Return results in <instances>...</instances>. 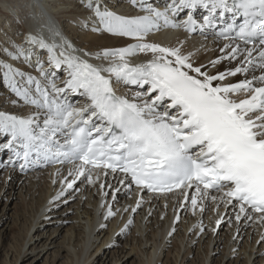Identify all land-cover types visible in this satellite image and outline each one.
Returning a JSON list of instances; mask_svg holds the SVG:
<instances>
[{"label": "snow or ice", "instance_id": "snow-or-ice-1", "mask_svg": "<svg viewBox=\"0 0 264 264\" xmlns=\"http://www.w3.org/2000/svg\"><path fill=\"white\" fill-rule=\"evenodd\" d=\"M130 2L141 3L147 14L126 17L102 10L98 3L85 6L103 26L93 31L130 37L137 43L78 55L67 40L57 46L29 36L30 44L47 53L46 61L30 65L38 77L0 59V74L18 98L10 103L22 101L35 109L23 117L0 111V134L10 137L0 143V151L11 149L26 164H73L68 175L84 177L89 183H94L91 169H102L104 175L109 170L123 173L129 178L128 187L135 184L153 193L193 189L197 195L184 193L193 211L205 197L227 198V204L239 208L237 221L242 215L252 220L255 213L257 222H264V0H169L163 11L142 0ZM198 6L208 8L203 20L209 26H214L217 11L221 17L232 14V23L220 32L230 42L221 48L223 56L210 61L212 67L225 59L235 61L227 71L210 75L202 70L207 66H195L192 54H184L180 47L146 41L154 30L178 26L170 14ZM237 17L243 22L237 24ZM195 24L190 11L186 30L193 31ZM0 52L13 60H31V53L20 46L14 52L6 48ZM138 53L151 57L132 64L129 58ZM92 56L107 61V66L90 62ZM52 69L67 73L63 86L57 84ZM237 76L244 78L222 83ZM120 84L144 91L129 99L117 95ZM69 93L87 103L80 107L69 103ZM17 144L22 151H16ZM74 184L75 179L67 188ZM114 215L109 206L107 216Z\"/></svg>", "mask_w": 264, "mask_h": 264}, {"label": "bare ground", "instance_id": "bare-ground-1", "mask_svg": "<svg viewBox=\"0 0 264 264\" xmlns=\"http://www.w3.org/2000/svg\"><path fill=\"white\" fill-rule=\"evenodd\" d=\"M102 1L104 3L110 2L109 6L113 7L110 11L122 16L135 17L147 14L143 11L141 3L133 5L130 0H0V49L6 48L9 52H14L17 46L23 47L31 53V60L29 63H25L23 57L19 60H13L2 52H0V59L11 64L14 68H18L25 73L38 77L39 72L35 67L30 65L34 64L37 60L46 61L47 53L37 45L30 44L27 38L29 36H35L37 38H42L46 42L47 39L51 40L57 26L63 28V35L69 38L67 41L76 50V54L78 55L85 51L95 54L105 49L122 48L129 44L137 43L136 40L130 37H118L107 32L92 30L94 27L102 28L103 26L98 23V19L95 17L93 10L90 11L85 4L91 2L98 3L101 6ZM164 1L165 0H142L143 3L157 7L162 11L165 8L164 6L169 2V0H166V2ZM138 9L140 10L138 11ZM39 23L42 24V28L37 30L36 26ZM160 23L162 24V22ZM146 41L158 43L166 47H180L184 54H192V62L195 66H207L206 69L202 70L208 71L210 75L227 71L236 63L235 61L229 63V61L225 59L215 67L210 65V61L223 56L220 50L225 44L230 42L218 40L215 36L210 38L202 36L201 34L187 36L182 31L163 26L159 30L151 32L147 36ZM150 57L151 54L145 55L138 53L135 57L129 58V60L132 64H139L146 62ZM89 59L90 62L96 65L107 66V61L97 60L94 56ZM45 67L47 68V65H45ZM51 71H55L56 76H58L57 73H61V70L52 69ZM66 78L67 73L63 71L62 77H56L57 84L63 86L62 81ZM243 78V76L229 77L222 83H233ZM3 84L6 85L8 83L4 81ZM118 86L116 89H119L117 91L120 93L117 95L126 96L129 99H132L135 93L144 91L142 88L136 86L123 84ZM73 98V94L69 93L67 101L69 99L68 102L77 107L87 103L86 99L82 96L76 99ZM17 99L18 98L14 94L8 95L4 99L0 98V111L21 117L27 116L29 113L35 111L33 107L25 105L22 101L15 105L10 103V101ZM2 135L3 134H0V143H6L9 138L3 140ZM1 140H3V142ZM11 151V149L0 151V165H3L0 166V215L9 201L14 197L15 188L19 186L21 188L18 191V197L21 198L25 208L28 209L31 214H29V222L25 225V228L22 229L23 235L19 237V245L16 247L13 246L14 258L11 261L6 259L4 264H18L19 259L26 254L29 249L31 251L36 248L35 245H32L35 243L38 236L30 234L31 230L39 224L38 222H40L41 218L43 219L47 216L51 207L61 204L63 201H66V199L71 198V195L62 198L65 194L61 195V193H63L61 189L63 185L66 186L68 182H72L74 179L75 183L78 182L80 185L79 198L73 203V206L77 204L76 208L78 209V204L81 202L80 196H85V198L82 202V209L79 215L72 219V223L69 225L70 227L65 230L63 249L59 255L60 257L66 258L67 264H92L94 260L93 255L99 248V245L94 247L95 250L93 248L95 242L99 238V233H97V231L100 230L104 224L108 223L109 217L107 216L108 210L106 209L109 208L110 204L112 210L115 208H118V210L114 219L108 223L110 227L105 237L101 239V244L107 242L115 230L119 228V225H123L128 217L132 215V219L136 221L135 226L139 231V236H136L138 247L142 246L143 236L145 238L144 243L151 240V251L146 250V259L141 262L143 264H151L155 258L159 259L164 238L167 236L168 232L172 230V223L176 214L181 211V209H184L182 211V213L184 212L182 216H185L182 218L179 225V230H181V227L182 230H184V234L180 236L181 245L186 231L193 227V229H195L194 234L200 232V234L204 235L206 233L209 235V238L205 242V248L207 249L206 254L209 253V247L212 245L213 241L220 239L219 236L223 234V231H220L219 234L217 233L219 229L216 230V221L224 217L228 218L229 215L234 212V215H232L235 216L233 217L235 218L234 222L229 223L225 227V232L228 230V237L223 245L224 257L231 256L234 253L235 245L237 242L241 241L240 239H242V237L243 245L241 248H244V264H249L251 262L254 247H256V253H261L264 250V239H262V237H264V222H257L259 215L252 213L254 219L249 220L242 215L241 219L237 221L236 215L239 213V208L238 206L233 207L227 204V198L224 200H211L205 197L199 200L198 206L192 214L191 211L193 208L190 201L184 199V193L186 192L184 190L168 195H146L140 192L139 189L128 187L127 181L123 184L120 183L119 175H103L98 169H94L91 173L93 181L97 180V183H89L84 177L76 179L74 176L70 177L68 175L69 171L73 170L75 165L45 167L44 170L37 168L27 169L26 165L21 169L19 165L14 163L17 158ZM1 153L4 155H1ZM9 161H11V163H9ZM20 174L25 175L20 176ZM101 184L104 185L103 188L100 187ZM117 189H119V191H117ZM105 193H107V195H105ZM213 194L217 197L222 195V193L218 192H213ZM189 195L192 196L197 194L194 190H191ZM113 197H115V199H113ZM127 197L130 200L127 201ZM102 201L104 202L99 209V205ZM137 201H141L139 207H137ZM125 205L127 206L125 207ZM133 208L136 210L133 211ZM200 208H203L204 211H200ZM155 210L160 211L162 217H165V219L160 223V226H157L155 229L156 231L154 230L147 233L145 230L146 232H144L146 226L142 228L140 225L142 224V218L145 214L149 213V211H151V214L155 213ZM122 211H124L122 217L116 225ZM20 218L23 219V216ZM17 223L18 222H16V224ZM11 227L12 226L0 229V248L4 240L3 238L11 232ZM252 230H254V233H252ZM158 233L159 239L157 240L156 237ZM233 236L235 237L234 242L228 244L229 239ZM214 237L216 238L214 239ZM258 239L262 241L259 242L260 244H257ZM28 244L30 245L26 249ZM41 245L44 247L45 243ZM248 245L249 252L247 253ZM91 248H93L94 252H92L93 250L91 251ZM137 248L131 247V250L137 251ZM139 250L143 255L144 251L141 249ZM117 262L118 260L115 257L112 258L110 264H117ZM202 264H205L204 258L202 259Z\"/></svg>", "mask_w": 264, "mask_h": 264}, {"label": "rangeland", "instance_id": "rangeland-1", "mask_svg": "<svg viewBox=\"0 0 264 264\" xmlns=\"http://www.w3.org/2000/svg\"><path fill=\"white\" fill-rule=\"evenodd\" d=\"M164 2H166V0ZM109 3L110 2L104 3L102 1V10L105 8L107 10H112L113 7L109 6ZM139 10L140 9H138V11ZM41 28L42 24L39 23L36 26V29L39 30ZM54 31L55 34L52 35L51 40L45 39L46 42L54 43L59 46L65 40H69L68 37H65L63 35V28H59L57 26V29H55ZM57 74L59 77H62L63 71ZM58 76L56 77L58 78ZM2 77L3 76L0 74V98L4 99L8 95H12L13 93L11 92L8 84H3L5 80ZM117 90L119 89H116L117 94H119L120 92ZM1 141L3 142V140ZM23 175L25 174H20V176ZM94 182L97 183V180H95ZM79 185L80 184L78 182L75 183L72 189H68L67 185L62 186V195L65 194L64 196H62V198H65L69 195H71V198L66 199V201H63V203L61 204L54 205L53 207H51V209H49V211L47 210V216L43 219L41 218L40 222H38L39 224L30 232V234L38 236L35 240V243L32 245H35L36 248L31 251L29 249L27 253L19 259L18 264H67L66 258L60 257L59 254L63 249L64 234L66 233L65 230L70 227L69 225L72 223V219L76 218L82 209V202L84 201L85 196H80L81 202L80 204H78V209L76 208L77 204L73 206V203L79 198ZM20 188V186L15 188L14 197L9 201L8 205L3 209V212L0 215V229L12 226L11 232L3 238L4 240L0 248V264H4L6 259L8 261H11L14 258L13 248L19 245V237L20 235H23L22 229L25 228V225H27L30 220V211L25 208V205L23 204L21 198L18 197V191ZM126 199L127 201L130 200L128 197ZM103 202L104 201H102L99 205V209L102 207ZM109 206H111V204ZM126 206L127 205H125V207ZM106 210H108V208ZM117 210L118 208H115L113 210L115 215L117 213ZM183 210L184 209H181V211L176 214L175 219L172 223V230L169 231L167 236L164 238L159 259L155 258L151 264H202L203 258L205 264H244V248H241V246L243 245V237L242 239H240L241 241L236 243L234 253L231 256L224 257L223 245L228 237V230L225 232V227L229 223L234 222L235 218L233 217L235 216H232L234 215V212L233 214L229 215L228 218L224 217L225 219L223 218L220 220V224L217 225L216 230L219 229V231L217 232L218 234L220 233V231H223L222 233L224 235L221 234L219 236L220 239L213 241L212 245L210 246L211 251L209 247V253L206 254L207 249L205 248V242L209 238V235H207L206 233L203 235L200 234V232L194 234L195 229H193V227L189 228L186 231L183 243L181 245L180 236L184 234V230H182V227L181 230H179V225L182 218L185 217L182 216L184 214V212L182 213ZM123 212L124 211L121 212L116 225L119 223ZM191 213L193 214V209ZM180 214L182 217L180 216ZM115 215L109 217L108 223L114 219ZM21 216H23V219L20 218ZM177 217H179V219H177ZM164 219L165 217H162L160 211L155 210V213L153 214H151V211H149V213L145 214V216L142 218V224L140 225L142 226V228L146 226L144 232L147 231V233H149L154 231L157 226H160V223ZM129 221H131V223H129ZM16 222L18 223L16 224ZM135 222L136 221L132 219V215L131 217H128L125 223H123V225H119V228L115 230L109 240L103 244H101V239H103L107 234V230L109 229L110 224L106 222L107 224H104L100 230L97 229L99 238L95 242L93 248L95 246L97 247L98 245L99 248L98 251L93 255L94 260L92 264H110L112 258L115 257L118 260L117 264H143L141 262L146 259V250L151 251V240H149L147 243H144L145 238L143 236L142 246L138 247L139 245L136 236H139V231L135 226ZM252 233H254V230H252ZM215 238L216 237H214V239ZM234 238V236L231 237L228 241V244H232L235 240ZM156 239H159V233ZM260 240L261 239L257 240V244H260L259 242H262ZM44 243L45 246L43 247L41 244ZM29 245L30 244L27 245L26 249ZM131 247H138V250H131ZM93 248H91V251L93 250ZM139 249L144 251L143 255ZM94 250L92 252H94ZM253 251L254 252L251 258L252 260L249 264H264V250L261 253H256V247H254ZM246 252H249V245L247 246Z\"/></svg>", "mask_w": 264, "mask_h": 264}]
</instances>
